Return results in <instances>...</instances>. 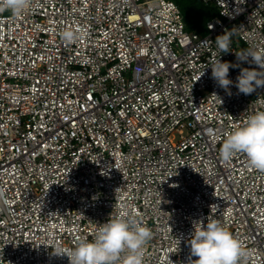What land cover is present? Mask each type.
<instances>
[{
	"label": "built area",
	"instance_id": "built-area-1",
	"mask_svg": "<svg viewBox=\"0 0 264 264\" xmlns=\"http://www.w3.org/2000/svg\"><path fill=\"white\" fill-rule=\"evenodd\" d=\"M203 2L219 12L206 35L172 0H30L15 19L0 13V264H69L57 246L93 239L123 207L151 230L143 264L198 259L187 241L208 220L241 242L240 264H264V171L219 152L264 110V86L229 94L210 68L221 55L239 64L234 82L258 68L235 53L264 46V0ZM65 29L85 36L67 43Z\"/></svg>",
	"mask_w": 264,
	"mask_h": 264
},
{
	"label": "clouds",
	"instance_id": "clouds-1",
	"mask_svg": "<svg viewBox=\"0 0 264 264\" xmlns=\"http://www.w3.org/2000/svg\"><path fill=\"white\" fill-rule=\"evenodd\" d=\"M29 6L30 0H0V13L8 12L10 18L15 19ZM60 35L65 42L72 43L83 39L85 33L65 29ZM231 38L232 29L216 36L218 53L224 55L230 52ZM235 54L239 61H247L258 68L241 67L234 82L229 78V69L239 67V64L222 61L221 55L211 62L213 80L229 94V85L233 83L240 93L246 95L264 86V46H254L242 54ZM219 152L225 162L230 161L237 152H242L246 154L250 167L264 171V110L253 112L244 123L230 130ZM193 228L187 244L191 256L198 259L190 261V264H240L241 259L248 255L241 242L216 220H208L206 224L194 221ZM150 238L151 230L138 221L134 212L123 207L114 218L110 214L106 222L98 225L93 239H82L67 250L57 246L52 254L66 255L69 264H117L118 260L120 264H143Z\"/></svg>",
	"mask_w": 264,
	"mask_h": 264
},
{
	"label": "trees",
	"instance_id": "trees-1",
	"mask_svg": "<svg viewBox=\"0 0 264 264\" xmlns=\"http://www.w3.org/2000/svg\"><path fill=\"white\" fill-rule=\"evenodd\" d=\"M172 1L181 9L187 29L190 32L206 35L208 33V22L219 16L217 9L205 5L203 0Z\"/></svg>",
	"mask_w": 264,
	"mask_h": 264
}]
</instances>
